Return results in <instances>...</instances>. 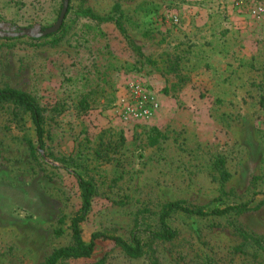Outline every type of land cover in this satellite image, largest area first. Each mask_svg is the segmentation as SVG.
Segmentation results:
<instances>
[{
    "label": "rangeland",
    "instance_id": "1",
    "mask_svg": "<svg viewBox=\"0 0 264 264\" xmlns=\"http://www.w3.org/2000/svg\"><path fill=\"white\" fill-rule=\"evenodd\" d=\"M69 1L76 8L81 0ZM62 3L0 0V32L49 28ZM116 4L123 34L113 21L70 12L57 45L0 36V88L31 94L49 131L45 150L32 156L29 117L0 104V264H44L71 244L67 219L81 205L75 170L97 189L81 225L85 241L93 233L128 240L137 223L147 243L169 201L253 210L229 219L174 214L176 237L153 242L139 258L100 238L91 257L61 264H263L251 247L234 252L242 241L230 225L264 240V0H86L84 7L107 16ZM132 86L155 105L146 118L123 114L122 101L152 106L130 97ZM120 136L121 153L95 159L99 140ZM78 157L81 169L60 161Z\"/></svg>",
    "mask_w": 264,
    "mask_h": 264
},
{
    "label": "trees",
    "instance_id": "2",
    "mask_svg": "<svg viewBox=\"0 0 264 264\" xmlns=\"http://www.w3.org/2000/svg\"><path fill=\"white\" fill-rule=\"evenodd\" d=\"M85 2L86 0H81L78 7L73 8L72 5H70V1L68 0V8L64 20H66V16L70 12H73L75 19L88 18L99 23L113 21L118 31H120L122 34L124 33V29L120 23L121 11L119 5H114L111 11L112 14L118 15V17H114L111 15V13L107 16H99L95 14L89 7H84ZM64 20L60 29L56 31V33L35 39V41L49 39L48 41L50 45H57L60 43L65 37L66 31L69 28V25H67ZM5 39L13 40L9 37ZM1 46L2 45H0V48ZM180 81L183 82V78L180 79ZM5 103L11 106L14 117H19L21 114H26L29 117L36 137L35 143L27 141L32 156L38 155L39 152L41 153L44 151L46 141L49 138V131L45 127L47 121L45 109L39 105L37 100L31 94L23 90L10 87L0 88V104ZM85 106V103L81 104L82 108H85ZM153 143L155 144L156 141L154 140ZM124 144L125 139L123 136H120L116 140H113L107 144L103 143L102 140H99L92 152V155L95 157V159H109V153H106V151L108 150L112 153H121ZM60 161L65 166V169H68L70 166H72L74 168L73 170H75L79 168L81 169L83 166V163L79 157L77 159L63 158L60 159ZM219 166L223 168L224 162L219 161ZM72 173L77 180L78 188L80 190L81 205L79 209L67 219L69 222L67 230H69L71 244L53 250V252L44 261V264H61L62 262L69 259L89 258L94 252L96 240L100 238L113 240L115 245L118 246L126 256L130 258H139L144 255L145 248L149 247L153 242L170 241L176 237V230L171 228L168 223L169 219L174 214L200 218L227 217L229 219L231 215H238L253 210V208L250 206V203L226 205L222 208H204L190 206L184 201H169L161 206L159 215L157 216L158 228H149L147 230V243L143 242L141 237H139V233L142 229L138 227L137 223L134 226V229L131 232L128 240L119 236L107 237V235L104 233H93L90 237V240L85 241L82 236L81 225L86 221L92 206L93 198L96 196L97 189L93 181L86 179L81 173L77 172L76 170L72 171ZM226 178L227 174L223 172L222 179L225 180ZM262 203L264 204V200ZM59 223L63 224L64 221L60 219ZM230 226L242 241L239 246L233 249L234 252L242 254L245 253V247H251L253 249V257L261 258V261L264 264V240L261 237L249 234L240 226L235 225V223L231 224ZM55 233L57 236H62L65 233V229L58 227Z\"/></svg>",
    "mask_w": 264,
    "mask_h": 264
},
{
    "label": "water",
    "instance_id": "3",
    "mask_svg": "<svg viewBox=\"0 0 264 264\" xmlns=\"http://www.w3.org/2000/svg\"><path fill=\"white\" fill-rule=\"evenodd\" d=\"M62 1L63 3H62V8H61L59 17L53 26L43 29L42 31L41 29H19L16 32L15 29L7 28L6 32H0V36L1 37H19L22 35H26V36L40 38V37H44L52 33H56V31L60 29L63 23L64 17L67 12V8H68V0H62Z\"/></svg>",
    "mask_w": 264,
    "mask_h": 264
},
{
    "label": "built area",
    "instance_id": "4",
    "mask_svg": "<svg viewBox=\"0 0 264 264\" xmlns=\"http://www.w3.org/2000/svg\"><path fill=\"white\" fill-rule=\"evenodd\" d=\"M130 97L134 99L137 98L140 103L142 104H148L150 103L152 106H142L140 108H134V105L131 103H127L125 101H122L124 103L123 105V114L125 117H132V118H146L150 115V112L152 110V107H155L153 103L150 102L149 98H147V95L142 93L138 88H134V86L130 87Z\"/></svg>",
    "mask_w": 264,
    "mask_h": 264
}]
</instances>
